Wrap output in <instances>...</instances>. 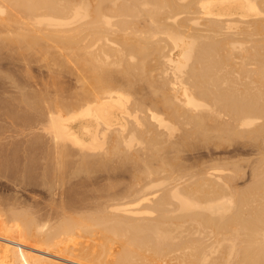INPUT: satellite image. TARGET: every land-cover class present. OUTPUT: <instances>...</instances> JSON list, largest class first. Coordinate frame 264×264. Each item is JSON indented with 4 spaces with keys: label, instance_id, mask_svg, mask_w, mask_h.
Instances as JSON below:
<instances>
[{
    "label": "bare ground",
    "instance_id": "1",
    "mask_svg": "<svg viewBox=\"0 0 264 264\" xmlns=\"http://www.w3.org/2000/svg\"><path fill=\"white\" fill-rule=\"evenodd\" d=\"M0 172V264H264V0H0Z\"/></svg>",
    "mask_w": 264,
    "mask_h": 264
},
{
    "label": "rangeland",
    "instance_id": "2",
    "mask_svg": "<svg viewBox=\"0 0 264 264\" xmlns=\"http://www.w3.org/2000/svg\"><path fill=\"white\" fill-rule=\"evenodd\" d=\"M2 173H3V172H2ZM2 173L0 172V181H1V182H0V197H2V198H6V196H7L8 198H11V196L13 197V196L15 195V192L13 191L14 189H13V187H10V188H9L7 182H5V179H4V178H3L4 180L2 179V177H3V174H2ZM1 175H2V176H1ZM1 179H2V180H1ZM25 179H26V178L23 177L22 180H21V182L25 181ZM29 180H30V179H26V181H27L28 184L26 183V181H25V183L22 184V185H25V184L27 185V186L25 185L27 188H25V186H23L25 189L28 190V189L30 188L29 190H31L32 188H33V189L35 188L34 190H33V189H32V190H33V191H42V190H39V189H41V188H39V186H34V185H39V184H38V181L34 180L33 182H36V183L34 184L33 182L30 183ZM32 180H33V179H32ZM6 184H7V185H6ZM32 184H33V185H32ZM22 185H21V187H22ZM241 185L243 186L242 183H241ZM28 186H29V187H28ZM33 186H34V187H33ZM36 187L39 188V189H37ZM13 193H14V195H13ZM25 193L27 194V192H25ZM25 193H24V195H22V194L19 193L17 196H19L21 200H22V197H23V199L25 200V198H26V197H25ZM20 195H22V196H20ZM41 197H42V196H41ZM24 200H23V201H24ZM39 200L41 201V199H39ZM6 227L10 228V227H11V224H7ZM30 245H31V244H30ZM31 247L34 248L35 246L31 245ZM30 252H34V251H29V253H30Z\"/></svg>",
    "mask_w": 264,
    "mask_h": 264
}]
</instances>
